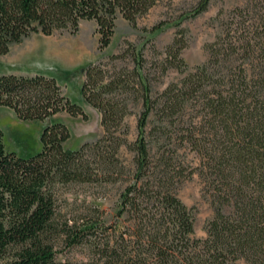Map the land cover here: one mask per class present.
<instances>
[{
	"label": "trees",
	"instance_id": "obj_1",
	"mask_svg": "<svg viewBox=\"0 0 264 264\" xmlns=\"http://www.w3.org/2000/svg\"><path fill=\"white\" fill-rule=\"evenodd\" d=\"M211 1L201 0L186 17L207 12ZM157 2L0 0V55L35 34H77L84 20L97 23L103 52L119 15L136 26ZM225 18L206 46L208 60L155 98L142 49L128 44L131 51L109 58L130 56L134 69L88 65L81 94L100 113L104 133L79 150L65 149L71 134L62 123L43 130L42 151L30 158L7 152L0 130V264H264V0ZM186 33L180 30L167 46L163 75L186 73ZM126 96L143 101L134 143L127 140L132 111ZM0 107L23 121L61 114L88 119L55 78L41 74H0ZM124 147L134 153L131 166L121 159ZM181 147L196 154L197 167L181 160ZM195 174L215 212L205 239L194 237L195 211L177 194ZM118 183L123 190L112 221L105 222L99 208L73 220L63 214L68 186ZM62 246H87L89 260H60Z\"/></svg>",
	"mask_w": 264,
	"mask_h": 264
},
{
	"label": "rangeland",
	"instance_id": "obj_2",
	"mask_svg": "<svg viewBox=\"0 0 264 264\" xmlns=\"http://www.w3.org/2000/svg\"><path fill=\"white\" fill-rule=\"evenodd\" d=\"M201 0H158L157 4L140 17L136 26L119 15L116 20L115 34L111 45L103 52L99 49L100 36L97 33V23L84 20L80 23L77 34L64 32L53 36L35 34L24 39L20 44L13 45L7 55H0V74H16L34 76L37 74L55 78L61 85L64 94L75 104L81 106L87 114V121L82 117L73 118L61 114L45 121H23L15 112L7 107H0V130L3 133V143L9 153L22 158H30L42 151L41 134L43 130L55 123L65 124L70 130L71 138L64 147L76 151L85 142H95L103 135L100 113L91 107L81 94L85 80V70L90 64L115 65L117 68L135 65L130 56L127 60L110 61V56L121 54L123 50H143L146 58L144 72L149 76L151 95L155 98L172 82L180 81L186 74L208 60L206 46L220 35L223 19L230 15L238 6H243L253 0H213L207 12L196 18L186 17L199 5ZM180 22L179 25L177 23ZM155 27H161L153 33ZM187 30L185 40L188 47L182 52V57L188 69L185 74L175 69L165 75L161 73L160 65L165 59V50L180 30ZM131 54V52H130ZM129 108L131 114L125 119L128 126L127 140L134 143L138 137V118L143 110V101L134 102L131 96ZM154 117L150 118V126ZM121 159L128 166L133 163L134 153L127 147L121 150ZM181 160L194 168L199 160L187 147L179 148ZM123 184L116 185H79L68 186L61 196V210L69 220L94 213L95 208L104 212V221L113 220L119 195ZM178 197L195 213L194 237H207V223L214 217V206L204 184L198 174L182 183L177 190ZM93 209V210H92ZM230 208H225L229 213ZM97 214V213H96ZM59 259L80 263L89 260L87 246L65 249L58 248Z\"/></svg>",
	"mask_w": 264,
	"mask_h": 264
}]
</instances>
